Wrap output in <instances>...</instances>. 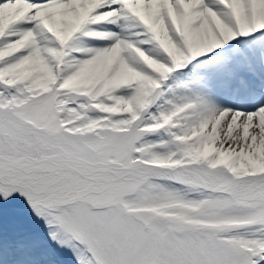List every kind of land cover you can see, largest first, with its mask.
I'll return each instance as SVG.
<instances>
[{
    "label": "snow or ice",
    "instance_id": "snow-or-ice-1",
    "mask_svg": "<svg viewBox=\"0 0 264 264\" xmlns=\"http://www.w3.org/2000/svg\"><path fill=\"white\" fill-rule=\"evenodd\" d=\"M0 264H264V0H0Z\"/></svg>",
    "mask_w": 264,
    "mask_h": 264
}]
</instances>
